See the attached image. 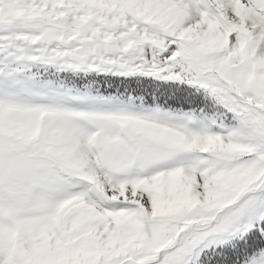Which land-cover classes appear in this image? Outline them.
<instances>
[{
    "label": "snow or ice",
    "instance_id": "snow-or-ice-1",
    "mask_svg": "<svg viewBox=\"0 0 264 264\" xmlns=\"http://www.w3.org/2000/svg\"><path fill=\"white\" fill-rule=\"evenodd\" d=\"M0 264H264V0H0Z\"/></svg>",
    "mask_w": 264,
    "mask_h": 264
}]
</instances>
